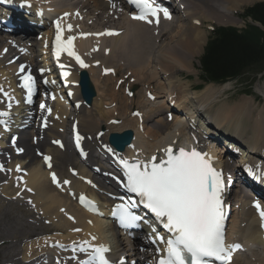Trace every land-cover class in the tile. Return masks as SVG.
I'll use <instances>...</instances> for the list:
<instances>
[{
	"label": "bare ground",
	"instance_id": "obj_1",
	"mask_svg": "<svg viewBox=\"0 0 264 264\" xmlns=\"http://www.w3.org/2000/svg\"><path fill=\"white\" fill-rule=\"evenodd\" d=\"M72 1L70 0V3H67V0H61L62 7L57 8L55 16L64 15L66 12L70 13L61 23L65 28L69 23H72L75 31H65L64 38L66 39L69 35L77 36L74 41L75 51L89 67L81 68L73 57L68 56L67 53H62V62L67 64L64 72L68 73L67 76H63L62 80L66 81V88L81 102L78 73L82 69H86L88 74L90 71L91 77H95L92 78V83H96L99 91L91 106L81 103L80 108L72 112L48 103L47 106L53 109L51 115L43 110L33 116L30 109L23 104V95L19 88V76L24 73H19V67L21 64L25 65V73L30 72L34 76L38 74V69H49L50 72L44 73L47 74L48 80L55 76L57 70L56 67L54 68V64L47 66L50 63V58L48 56L44 57L46 62L42 64L37 53L45 44L54 41L56 28L46 23L47 21L42 18L41 20H44L46 24L45 30L38 35V31L36 34L32 33L31 46L18 39L14 31L5 32L3 27H0V87L14 98L10 101L12 104L10 110L13 111V117H9V119L13 123L17 122V124L23 125L19 130L20 136L18 138V145L22 147L23 152L17 153L12 147L6 145L7 148L0 155V164H4L7 169L12 170L6 172V175L0 174V211L5 210L6 208L2 209V207L8 205H13L16 211L14 213L16 224L10 220L11 218H4V224L9 226L8 228L4 226L3 233L5 234V228L10 229L12 242H14L12 246L15 247L19 242L22 244L23 248L20 251L15 250V248L14 255H12L13 251L11 252L12 257L14 256V264H58V262L59 264H76L73 260H68V256L80 255V251L62 253L57 249V245L62 244L67 247L73 245L74 242L79 244L84 240L108 246L116 260L126 257L128 259L126 264H133V261H136V264H150L153 251L149 250L148 253L142 254L141 248L152 245L151 242L144 239L138 240V238L132 241L125 236H121L113 224L105 219L88 214L77 204L79 193L96 197L103 204L108 202L105 195L89 187L82 179L83 177H92V182L98 186L99 190H111L112 186L106 183L104 186L95 175H92L90 164H92V168L101 157V159H107L108 154L106 152L101 153L100 151L98 155L95 152L98 148L110 147V145H107L110 134L122 133L125 130L132 131L133 140L123 153L126 156H139L145 162L150 160L152 156H156L158 160L161 157V150L164 148H177L182 144L191 142L198 143L200 147L206 148L218 167L222 169L223 173H226L228 177L225 183L231 182L234 177L231 179L229 175V173L232 175L234 170L230 160L233 155H226V157L218 155L222 151L216 147L215 142L217 141H214L212 131L224 129L228 130L231 135L248 132L250 137L245 140V143L251 149L248 151L261 154L260 157L249 154L248 158L250 160H257V158L264 160V112L256 111L257 108L253 105L254 100L252 97H245L248 98L246 102H241L235 106L222 105L221 108L216 109L213 108V104L219 100L223 93L231 89L230 82L218 85V87L214 86V88L213 85L215 84H209L200 92H190L189 85L182 87V84H178L179 82L172 79V74H168V68L171 67L190 71L189 65L193 62L194 57L201 52L206 42L207 35L205 30L202 29L206 19L213 18L221 24L234 25L237 23V17H234V15L241 6L260 0H157L164 6L170 7L173 13L181 14L182 18L178 17L177 19L176 17L177 20L173 21L164 20L159 28L153 30L144 26L133 25L132 27H135L133 31H120L118 35L95 39L83 38L79 34L92 31L97 33L96 31H102L104 28L119 29L116 26V21L109 13L108 3L105 0ZM46 2L47 4H44L46 6L43 8L50 10L49 7H52V2L50 0ZM76 11H79L80 15L82 14L83 19L91 18L90 21L80 25V15L78 18L74 16ZM10 14L17 18L15 21H19L18 25L21 22L20 19L26 18L27 20V18H30L28 15L14 14L13 12H10ZM84 16L88 17L84 18ZM102 18L105 19L104 23L101 22ZM38 21L36 20V22ZM180 21L185 24V28L174 35H170L168 33L169 27L176 26V22ZM21 24L29 25L28 22ZM77 27L80 31L77 30ZM157 31L160 32V40L157 39ZM167 37H170L171 42L164 49L159 50L158 42L163 39L166 40ZM92 40L109 45L112 52L108 56H104L101 54L85 55L79 51L83 47L92 45L94 43ZM167 46H169V49L165 50ZM4 49H7V52H4ZM90 57H96L103 64L112 60L115 61L114 65H108V67L114 68L115 74L128 68L130 70L127 73L128 78L133 76L134 80H138V82L144 81L150 84V81L164 74L165 78L161 84L166 89L160 92L155 91L153 102L149 100V102L142 101L143 104L139 112L141 121L140 117L135 118L130 114H124L125 117L124 115V118L121 117L120 124L109 123L114 118L112 116L114 110H106V108L112 109L109 103L114 100L108 102L110 98H107L108 94L106 92L110 90V87L101 84L100 79L111 78L112 76H100V71L93 66L94 63L88 64L86 62V58ZM39 77L42 78V75ZM258 85V92H256L264 95V86L262 84ZM148 90V88L144 89V93L146 94ZM97 97L99 98L97 99ZM160 97L165 98L167 102L159 103L156 101ZM176 98V106L169 107L170 103ZM189 102H194L193 106L189 105L188 107ZM7 104V99H5L3 93H0V111H7ZM128 107L130 113L131 107L130 105ZM146 107L148 110H146ZM172 109H175V111L183 109L186 110V113L174 116L172 121H168V114ZM202 109L210 117L205 119L207 120L206 123L202 121L201 127H203V130L197 125L200 121L198 118L203 115ZM163 113L166 114L165 119L157 122L152 127L148 126L150 122L161 117ZM45 118H47V126H45ZM70 121L76 122L78 130L84 137L83 142L91 151V155L86 160H80L72 152L66 140V132H68ZM99 132H103L100 137H98ZM0 136L2 140L6 137L1 129ZM35 137L38 139L37 142L33 140ZM53 140L63 141V149L53 145ZM0 144L2 148L6 147L3 141ZM37 151L42 152L43 155L38 156ZM228 153L226 152V154ZM246 155L240 157V162L243 161ZM44 156H51V168L45 163ZM251 163L259 166L262 162L255 161ZM17 165H20L21 169H25L26 174L15 172L14 168ZM246 166L253 170L252 173L257 172L255 167ZM72 170H77V175H71ZM53 172L61 182L59 186L52 182L51 174ZM241 172L242 169L239 170V173ZM17 176H22L23 181H18ZM245 178L249 180V177ZM64 180H68L70 183L64 184ZM254 187L255 189H262V180L258 184L255 183ZM28 188L32 191H27ZM18 192L19 195H17ZM232 200L233 214L230 221L229 236L231 240L241 242L245 250L236 252L231 264H245L246 261V264H251V261L257 256L262 258V264H264V243L259 232V221H256L255 210L252 208L254 195L246 193L243 191L242 186L237 184L235 189L232 190ZM28 201H32V203L30 204ZM62 209L63 211H61ZM14 210L12 209L13 212ZM70 216L74 219H69ZM251 219L252 222L249 224V230H247V222ZM78 228L80 231L76 233L75 229ZM93 236L97 238L95 241H92ZM31 237L33 239H30ZM251 241L259 244H253ZM253 246H257L255 247L257 249L253 250ZM246 251H252L253 254L248 256Z\"/></svg>",
	"mask_w": 264,
	"mask_h": 264
},
{
	"label": "snow or ice",
	"instance_id": "obj_2",
	"mask_svg": "<svg viewBox=\"0 0 264 264\" xmlns=\"http://www.w3.org/2000/svg\"><path fill=\"white\" fill-rule=\"evenodd\" d=\"M129 3L135 5L139 9L132 19L143 21L145 23H160V13H163L164 19H171V14L166 8L155 6L153 0H129ZM70 13H64L63 17L56 20V35L53 41V54L59 60L62 53H67L73 57L81 68H87V65L81 56L75 51L74 41L77 36L69 35L64 38V32H71L73 25L68 24L66 28L61 21L68 17ZM79 16V12L76 13ZM198 23V21H197ZM119 33L112 30H106L102 33H80L81 37L95 35L97 37L103 35H118ZM47 47V44L45 45ZM97 49H93L96 51ZM23 51V50H21ZM7 52V49H4ZM11 63V61H10ZM99 63V62H97ZM64 65H61L63 68ZM26 66L21 64L19 73H25ZM44 71L43 69L41 70ZM114 69L105 68V74L114 73ZM67 76L68 73H63ZM22 81L21 87L27 90V103H32L34 93L35 79L28 72L20 76ZM48 83V81H45ZM54 83V81H53ZM0 93H3L9 101L14 98L0 87ZM72 93H69L71 95ZM150 98L151 94L149 93ZM55 100L56 97L52 96ZM19 103V102H17ZM11 109L12 104H7ZM40 108L46 110L49 115L53 109L46 104L41 103ZM8 111H0V117L9 116ZM139 116V113H134ZM59 118V117H57ZM171 119V117H169ZM47 118H45V126ZM113 123H118L114 121ZM0 124H5L0 119ZM82 139L77 134V144ZM15 142V141H13ZM63 147L60 141H54ZM113 151L112 149H109ZM166 159L157 161L156 156H152L147 162L130 163L126 158L121 157L120 163L123 165V175L126 177L124 185L128 192L134 193L139 199L138 201H129L127 204L117 205L116 212L118 214L122 226L129 227L141 221L143 218L133 212L138 205L149 210L154 217L162 222L163 227L171 235L167 238L159 235L155 228L152 232L154 238H150V242H157L164 245L163 249L157 248V253H163L158 256L157 264H211V260L220 261L221 264H231L233 259V251L240 249V244L228 245L225 237V201L222 194L225 189V179L223 173L217 170L212 161V157L208 153L198 151L196 148L186 150L181 147L178 153L174 152L171 147L163 149ZM17 152H23L22 148H18ZM45 162L51 168V157L44 156ZM4 164H0V172H10ZM16 171H23L20 165L16 166ZM250 172L253 170L250 168ZM255 178L264 179V170L254 172ZM52 182L60 185L57 175L51 174ZM18 181H23L22 176H17ZM64 184L70 181L64 180ZM91 183V181H89ZM27 191H32L28 188ZM19 195V192L17 193ZM80 203L89 207H94L91 201H88L83 195L80 196ZM30 204L32 201H28ZM253 207L257 210L261 220V227L264 228V206L259 201L253 203ZM63 211V209L61 210ZM69 219H74L69 217ZM148 223V221H144ZM80 231V229H75ZM97 238L92 237V241ZM76 242H74L73 251H76ZM79 251L86 254V259L77 260V264H114L108 257L110 248L104 244H94L89 240L79 242ZM59 264V262H58ZM116 264H126L124 258H121ZM133 264L135 262L133 261Z\"/></svg>",
	"mask_w": 264,
	"mask_h": 264
},
{
	"label": "rangeland",
	"instance_id": "obj_3",
	"mask_svg": "<svg viewBox=\"0 0 264 264\" xmlns=\"http://www.w3.org/2000/svg\"><path fill=\"white\" fill-rule=\"evenodd\" d=\"M54 1H59L60 2L61 0H54ZM74 1L75 0H73L72 2H74ZM262 1H264V0L256 1L254 3H250V4H246V5L241 6L237 10V13L234 15V17H237L236 18L237 19V23L234 24V25L227 24L225 26H234V27H237L239 29L245 27L247 21L244 20L243 17H242L244 9H246L249 6L254 5L257 2H262ZM67 3H70V0L69 1L67 0ZM77 12H79V11H77ZM76 13H75V15H76ZM83 13H85V12H83ZM88 14L90 15V12ZM81 15H80V22H79L80 25H82V24L84 25V22H89L90 21L91 18L83 19ZM76 17L78 18L77 15H76ZM87 17L88 16H84V18H87ZM176 17H177V19H178V17L182 18V15L176 13ZM77 18H75V19H77ZM93 18H94V16H93ZM101 22H105V20L103 19V21H101ZM184 25L185 24L183 22H181V21L180 22H176V26L174 25V27H169L168 33L170 35H174L178 31H181L183 28H185ZM222 25H224V24L219 23L216 19H213V18H208V19H206L204 21L202 29L205 30L206 35H207L206 42L204 43L201 52L194 57L193 62L189 65V67H190V71L189 72H187L185 70L177 69L175 67H171L172 69L168 68L169 69V71H168L169 73L168 74H170V75L172 74V76H171L172 79L177 81V82H179L178 84H182V87H186V86L189 85L190 86L189 88L191 89L190 92H194V91L195 92H200V90L202 91V89L205 86H207V85L209 86V84H213V83L206 84L200 79V77H199V74H200L199 58H200V56L203 53L204 46L207 43V40H208V38H209V36L211 34V30L213 29V27L222 26ZM77 29H78V27H77ZM158 32L156 33V36L158 37L157 39L160 40L161 35ZM172 32H175V33H172ZM169 34H168V36H169ZM169 42H171L170 37H167L166 40L163 39V40L159 41L158 44H157L158 46H160L159 50H161V48L164 49V47L166 45H168ZM168 49H169V46H167L165 50H168ZM95 59L96 58L94 57L93 59L90 58L88 60L93 61ZM115 63L116 62L112 60V61H109V63L103 64V65L108 66L109 64H113L114 65ZM158 66H156V68H158ZM263 66L264 65L254 66V67L248 69L239 79L230 81L231 89L227 90L225 93H223L221 95L219 100L216 101V103L213 104V108L218 109V108H221L222 105L235 106L236 104H239L241 102H246L248 100V98H245V97H252L253 100H254L253 101V105L257 108L256 111H263L264 112V95H262L260 93H257L258 92L257 86H259L258 84L264 85V76L263 75H262L263 77L261 76V74H264L263 73L264 72V67ZM259 67H262V69H260ZM97 70L99 71V68H97ZM129 71L130 70L127 68V69H124V70L118 72L117 74H111L110 76H112V77L111 78L109 77L110 79L109 78L102 79V80L100 79V83L101 84L106 85V86L109 85V87H110V90L106 92L108 94L107 98H110L108 102H111V100H114V101L109 103V105H110V107L112 109H109V107H107L106 110H114V113H112V116L114 117L113 120H115V121H120L121 122L122 121L121 117L124 118L125 115H128V114L132 115V113H131L132 110L141 111V106L143 104L142 101H148L146 95L144 96V94H145L144 93V89L148 88L154 94H155V91L160 92V91H163V90L166 89L165 86L163 84H161V83H163V79L165 78L164 74L158 76V78H155L154 80L150 81V84H148V83H146L144 81L138 82V80H134L135 78L133 76L131 78H128V74L127 73H129ZM89 74H90V79H91V82H92V80H93L92 78H95V77H93V76L91 77L92 74H91L90 71H89ZM99 75L102 76L100 73H99ZM120 80L123 81L121 83V85L119 84ZM93 85H94L95 89L97 90V95L96 96H98L99 91L97 89L96 83L93 82ZM98 85H99V83H98ZM218 85H222V84H215V85H213V88H214V86L218 87ZM126 87H129L131 93L133 94L132 97H130V96H128L126 94V92L124 90ZM160 95H161V93H160ZM98 98L99 97H97V99ZM153 101L154 100H150V102H153ZM156 101H158L159 103L160 102H163V103L167 102V100L165 98H162V97L158 98V100H156ZM175 101L177 102V98H176ZM193 104H194V102H189L188 103V107H189V105L193 106ZM129 105L131 107L130 113H129V110H128V108H129L128 106ZM146 110H148L147 107H146ZM123 115H124V117H123ZM165 117H166V114L163 113V115L161 117H158L154 121L150 122L148 126L152 127L157 122L165 119ZM220 132H221L222 135L231 136V137L235 138L236 140L242 142L241 144L239 142L238 143H236V142L234 143V146H239L240 154H238V155H241L242 152L247 150L248 147H247V144L245 143L246 142L245 140L248 137H250L248 132L242 133V134L241 133L240 134H232V135L230 134V132H228V130L226 131V130L223 129V130H220ZM228 141H230V140H228ZM217 147L220 150H222V151L224 150L225 151L226 144L225 143H218ZM8 206L2 207V209H4V208H6V209L8 208V209H7V211H6V209L2 210V212L0 211V213H1L0 217L2 219H4V218L10 219L11 218L10 220L13 221V223L16 224V222L14 221V213L16 211L14 210L13 205H11V206L8 205ZM11 208L14 210V212L12 211ZM8 212H9V214H8ZM1 218H0V232H1L0 233V264H14V256L12 257V255H14V249L16 248L15 250L20 251L21 248H23V247H22V244H20V242H19V244H16L15 247L12 246V245H14V242H12V237H11L12 232L10 231V229L9 230L6 229V228H8L9 225L8 224H4L5 219L2 220ZM251 222H252V219L247 222V228H246L247 230H249V224ZM4 226L6 227L4 229V230H6L5 234L3 233ZM245 230H244V232H245ZM30 239H33V237H31ZM251 242H253V241H251ZM253 244H259V243L253 242ZM23 246H24V243H23ZM12 251H13V253L11 255ZM250 254H251L250 251H248L247 255H250ZM18 258H21V257H18ZM244 260L246 261V259H244ZM246 262H245V264H246ZM251 264H262V258L257 256L253 261H251Z\"/></svg>",
	"mask_w": 264,
	"mask_h": 264
},
{
	"label": "trees",
	"instance_id": "obj_4",
	"mask_svg": "<svg viewBox=\"0 0 264 264\" xmlns=\"http://www.w3.org/2000/svg\"><path fill=\"white\" fill-rule=\"evenodd\" d=\"M243 15L253 21L245 28L217 27L212 31L200 58L203 81L233 80L254 66L264 65V31L256 25L264 27V2L246 8Z\"/></svg>",
	"mask_w": 264,
	"mask_h": 264
},
{
	"label": "water",
	"instance_id": "obj_5",
	"mask_svg": "<svg viewBox=\"0 0 264 264\" xmlns=\"http://www.w3.org/2000/svg\"><path fill=\"white\" fill-rule=\"evenodd\" d=\"M81 86H82L83 96L86 102L91 103L92 98L95 95V91L86 73L82 74ZM131 140H132L131 131H125L122 134L113 133L110 135V142L119 150H123L124 147L131 142Z\"/></svg>",
	"mask_w": 264,
	"mask_h": 264
}]
</instances>
